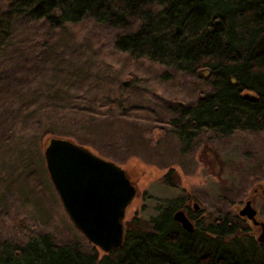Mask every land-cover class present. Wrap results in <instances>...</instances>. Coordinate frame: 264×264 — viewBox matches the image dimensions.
I'll use <instances>...</instances> for the list:
<instances>
[{"label": "rangeland", "instance_id": "1", "mask_svg": "<svg viewBox=\"0 0 264 264\" xmlns=\"http://www.w3.org/2000/svg\"><path fill=\"white\" fill-rule=\"evenodd\" d=\"M4 6L0 0V12ZM138 25L117 29L85 19L55 29L45 20L13 22L0 49V244L23 246L31 236L49 235L87 254L95 249L70 220L50 178L47 130L73 134L75 143L129 169L137 196L125 223L138 218L149 224L185 204L192 221L242 223L248 201L264 222V132L203 131L186 151L170 122L180 103L195 106L214 88L116 49L117 36ZM57 111L86 121L66 124L52 117ZM246 222L257 240L261 229Z\"/></svg>", "mask_w": 264, "mask_h": 264}, {"label": "trees", "instance_id": "2", "mask_svg": "<svg viewBox=\"0 0 264 264\" xmlns=\"http://www.w3.org/2000/svg\"><path fill=\"white\" fill-rule=\"evenodd\" d=\"M4 3L0 49L11 37L18 17L33 23L45 20L55 29L85 19L117 29H127L138 21L136 30L117 36L116 49L134 59L146 58L188 72L214 88L195 106L180 103L178 116L170 122L172 134L186 151L203 131L224 136L235 131L264 132V0ZM52 117L66 124H72L74 118L80 124L86 121L66 111H57ZM45 136L44 146L48 138L78 139L51 130ZM172 173L174 169L165 176L168 183ZM188 207L185 204L180 209L187 212ZM178 210L167 209L149 224L138 218L127 220L123 246L109 253L94 246L93 253L87 254L76 245H58L51 236L38 235L23 246L0 244V264H264V243L256 240L244 220L222 218L201 224L195 219V230L189 232L175 220Z\"/></svg>", "mask_w": 264, "mask_h": 264}, {"label": "water", "instance_id": "3", "mask_svg": "<svg viewBox=\"0 0 264 264\" xmlns=\"http://www.w3.org/2000/svg\"><path fill=\"white\" fill-rule=\"evenodd\" d=\"M44 156L59 200L77 230L105 253L122 247L128 206L137 196L129 169L61 137L45 140ZM194 208L200 206L195 203ZM240 215L262 226L258 241L264 243V223L256 220L251 201ZM174 218L189 232L195 230L183 210L176 211Z\"/></svg>", "mask_w": 264, "mask_h": 264}, {"label": "flooded vegetation", "instance_id": "4", "mask_svg": "<svg viewBox=\"0 0 264 264\" xmlns=\"http://www.w3.org/2000/svg\"><path fill=\"white\" fill-rule=\"evenodd\" d=\"M252 203V202H251ZM252 206H253V204H252ZM257 212V211H256ZM257 215H258V212H257ZM257 215H256V220L258 221V222H260V223H264V222H262V221H260L258 218H257ZM187 216H188V214H187ZM189 217V216H188ZM189 219L190 220H192L190 217H189ZM243 219L244 220H247V222H252V224L257 228V229H261V231H262V226L260 225V224H254V222L253 221H251V220H249L247 217H243ZM260 231V232H261Z\"/></svg>", "mask_w": 264, "mask_h": 264}, {"label": "bare ground", "instance_id": "5", "mask_svg": "<svg viewBox=\"0 0 264 264\" xmlns=\"http://www.w3.org/2000/svg\"><path fill=\"white\" fill-rule=\"evenodd\" d=\"M246 206V205H245ZM181 210V209H180ZM184 211V210H183ZM185 212V211H184ZM186 213V212H185Z\"/></svg>", "mask_w": 264, "mask_h": 264}]
</instances>
